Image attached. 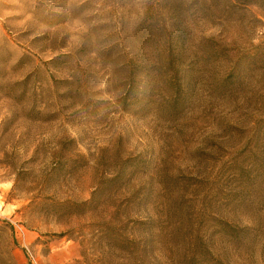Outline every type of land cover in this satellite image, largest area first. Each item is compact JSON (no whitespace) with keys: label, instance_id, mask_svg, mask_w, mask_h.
Returning <instances> with one entry per match:
<instances>
[{"label":"rangeland","instance_id":"1","mask_svg":"<svg viewBox=\"0 0 264 264\" xmlns=\"http://www.w3.org/2000/svg\"><path fill=\"white\" fill-rule=\"evenodd\" d=\"M0 0V264H264V0Z\"/></svg>","mask_w":264,"mask_h":264},{"label":"trees","instance_id":"2","mask_svg":"<svg viewBox=\"0 0 264 264\" xmlns=\"http://www.w3.org/2000/svg\"><path fill=\"white\" fill-rule=\"evenodd\" d=\"M234 2L236 1L237 3L239 2H241V3H246V2H244L245 0H233Z\"/></svg>","mask_w":264,"mask_h":264}]
</instances>
